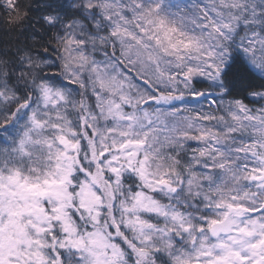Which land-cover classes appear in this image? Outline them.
Listing matches in <instances>:
<instances>
[{"label":"rangeland","instance_id":"rangeland-1","mask_svg":"<svg viewBox=\"0 0 264 264\" xmlns=\"http://www.w3.org/2000/svg\"><path fill=\"white\" fill-rule=\"evenodd\" d=\"M86 3L98 9L107 31L89 38L77 32L67 62L70 78L88 85L101 107L114 103L91 121L98 162L118 174L141 154L145 187L173 198L163 203L137 191L129 236L119 218L117 228L113 216L105 222L100 190L84 176L79 219L99 213L100 227L89 220L90 231L75 237L79 253L70 252L68 240L59 254L64 238H54L52 221L68 220L71 159L79 149L76 104L68 92V99L44 97L0 130V264H141L133 253L123 258L118 236L128 237L139 255L158 252L172 264L252 261L264 248V91L248 105L215 99L192 81L216 86L230 47L264 77V0ZM106 44L140 84L112 62L94 59V52L106 57ZM225 221L237 235H214Z\"/></svg>","mask_w":264,"mask_h":264},{"label":"trees","instance_id":"trees-1","mask_svg":"<svg viewBox=\"0 0 264 264\" xmlns=\"http://www.w3.org/2000/svg\"><path fill=\"white\" fill-rule=\"evenodd\" d=\"M106 31L98 9L95 6L89 7L86 0H0V130L9 128L26 105H32L44 97L48 102L58 97L68 99V92L74 96L76 104L73 119L77 120L78 131L74 133L79 149L71 159L75 168L70 174L68 187L72 196L67 207L68 220L52 221L54 238H64V247H59V254L67 246L68 240H72L70 252L74 255L79 253L75 237L79 231H90L92 225L89 220L93 224L98 222L95 229L100 227L99 220L103 215L99 213L91 215L85 212L82 214L83 220L79 219L78 212L81 209L78 193L83 181H88L87 176L95 180L98 192L100 190L99 197L103 203L98 208L106 209L102 213L105 222L110 224L113 216L111 226L117 228L114 218H119L122 221L119 229L122 226L128 228L129 236L133 235V231L126 224L137 214L131 208L134 207L137 191L143 190L163 203L173 198L145 187L142 181L144 175L139 170L141 154L137 155L130 170H122L118 174L107 167L103 168L98 162L100 156L92 145L95 135L91 121L104 108L111 111L114 103L108 99L104 108L101 107L100 100L88 85L70 78L67 51L77 32L89 38L103 35ZM105 47L106 57H99V53L94 52V59L112 62L124 74L132 76L135 84H140L139 79L133 77L131 69L117 56V52L109 49L108 44ZM192 86L193 89L210 92L215 99L242 100L252 105L255 101L251 95L264 91V77L248 65L237 49L230 47L226 61L218 71V84L213 86L207 80H193ZM121 103L126 112L132 111L130 103ZM136 114L132 117H136ZM78 163L81 172L77 171ZM112 181L116 182L117 187L111 185ZM155 222L160 223L157 220ZM128 239L117 237L123 258L126 256L130 259L133 253L139 256L141 264H172L158 252L152 258L139 255Z\"/></svg>","mask_w":264,"mask_h":264},{"label":"flooded vegetation","instance_id":"flooded-vegetation-1","mask_svg":"<svg viewBox=\"0 0 264 264\" xmlns=\"http://www.w3.org/2000/svg\"><path fill=\"white\" fill-rule=\"evenodd\" d=\"M259 217L262 218V221H264V214H261ZM223 223H227V225L229 227V231L228 232H218V233H216L215 229L219 226L218 225V226H216L214 228V235L224 237V236H229V235H233V234H235V235L238 234V231H236L234 229H231V225L228 222L225 221ZM235 259H239L240 261H237ZM229 264H264V248H261V250H259L257 252L255 258L252 259V261H247V260H245L244 258H242L240 256H235L233 258L232 263H229Z\"/></svg>","mask_w":264,"mask_h":264},{"label":"water","instance_id":"water-1","mask_svg":"<svg viewBox=\"0 0 264 264\" xmlns=\"http://www.w3.org/2000/svg\"><path fill=\"white\" fill-rule=\"evenodd\" d=\"M179 184H181L182 180H179ZM180 189V187H177V188H174L173 189V193H175L176 191H178ZM229 231V227L227 225V223H223L221 225H219L216 229H215V232L218 233V232H228ZM237 261H240L239 259H235Z\"/></svg>","mask_w":264,"mask_h":264}]
</instances>
